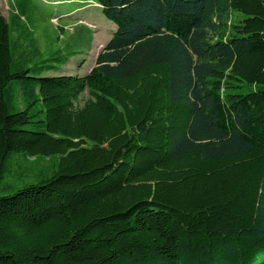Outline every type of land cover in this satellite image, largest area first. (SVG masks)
Listing matches in <instances>:
<instances>
[{
  "label": "trees",
  "instance_id": "trees-1",
  "mask_svg": "<svg viewBox=\"0 0 264 264\" xmlns=\"http://www.w3.org/2000/svg\"><path fill=\"white\" fill-rule=\"evenodd\" d=\"M97 3L84 76L0 10V264H264V0Z\"/></svg>",
  "mask_w": 264,
  "mask_h": 264
},
{
  "label": "rangeland",
  "instance_id": "rangeland-1",
  "mask_svg": "<svg viewBox=\"0 0 264 264\" xmlns=\"http://www.w3.org/2000/svg\"><path fill=\"white\" fill-rule=\"evenodd\" d=\"M16 3L17 6L11 9V1L0 0V10L10 17L13 28L16 26L14 10H24L27 19L24 23L30 31L25 32L23 40L41 51L29 65L52 66L42 73L43 76L86 75L95 65V57L116 30L115 23L103 14L97 0H16ZM49 57L65 58L67 63L57 60L40 63ZM51 163L48 158L41 159L38 164L34 158L20 157L19 163L12 165L10 175L37 171Z\"/></svg>",
  "mask_w": 264,
  "mask_h": 264
},
{
  "label": "crops",
  "instance_id": "crops-1",
  "mask_svg": "<svg viewBox=\"0 0 264 264\" xmlns=\"http://www.w3.org/2000/svg\"><path fill=\"white\" fill-rule=\"evenodd\" d=\"M97 57V56H96ZM96 57H95V61H96ZM91 70V69H90Z\"/></svg>",
  "mask_w": 264,
  "mask_h": 264
}]
</instances>
